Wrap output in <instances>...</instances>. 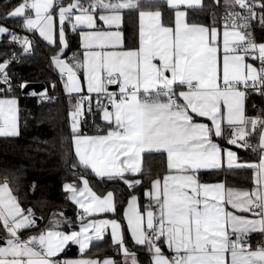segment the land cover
<instances>
[{
    "label": "snow or ice",
    "instance_id": "snow-or-ice-1",
    "mask_svg": "<svg viewBox=\"0 0 264 264\" xmlns=\"http://www.w3.org/2000/svg\"><path fill=\"white\" fill-rule=\"evenodd\" d=\"M0 21V137L20 135L18 99L8 93L29 81L11 66L34 52L38 33L70 98L79 173L63 185L76 220L53 212L44 226L5 177L0 264H141V252L148 264H264V107L252 102L248 114L250 98H264V36L255 34L264 32V0H5ZM29 94L52 99L47 88ZM88 118L94 135L83 131ZM146 154L161 157L163 174L142 166ZM245 170L251 187L231 186L229 174ZM93 180L130 191L118 200L115 187L100 192ZM106 238L120 259L88 255ZM73 245L80 255L69 258Z\"/></svg>",
    "mask_w": 264,
    "mask_h": 264
},
{
    "label": "trees",
    "instance_id": "trees-1",
    "mask_svg": "<svg viewBox=\"0 0 264 264\" xmlns=\"http://www.w3.org/2000/svg\"><path fill=\"white\" fill-rule=\"evenodd\" d=\"M14 2V0H13ZM5 0H0V12L4 9ZM5 23L0 21V24ZM15 22H9L12 27ZM126 43L131 46L134 34L137 31L135 16L126 17L125 24ZM15 31L20 35H29L20 27H15ZM34 35V34H33ZM33 35L31 37H33ZM264 36V32L257 30L258 40ZM71 42V51L79 47L78 36L69 32ZM11 50L21 53L19 45H12ZM6 51L4 44L0 43V59H3V53ZM51 48L39 36H34V52L28 56H22L19 64L13 63L12 70L23 79L29 82H44L48 91L52 94L61 93L62 81L57 69L49 63ZM71 51L69 53H71ZM55 82L56 88L53 90L51 84ZM19 81L14 79V85ZM8 95L19 97V130L18 137L4 138L0 137V183L7 177L13 188L14 193L19 195L20 200L25 207H33L37 217L43 216L44 219L39 223L44 226L53 212L59 213L65 210L72 212L71 216H65L75 221L77 208L70 200L63 189L66 182L77 179L79 175L71 168L73 163L71 153V117L69 115L71 105L69 97L59 96L52 100L38 101L37 98L24 96L22 89L15 87L14 91ZM252 102H255L257 108L264 107V98L252 96L248 101V114L255 115L256 111L252 108ZM97 124H101L97 120ZM85 133H95V125L91 118H88V124L83 128ZM241 158L255 159L257 155L239 151ZM143 167L150 169L155 177L158 173L163 174L164 165L161 157L145 155ZM223 173L218 176H205L208 182H215L223 178ZM146 179V178H145ZM229 184L235 187H251V172L239 171L229 174ZM94 190L102 192L104 189L115 187L118 200L127 196L130 191L123 183L115 185H99L93 180ZM137 189V192H140ZM123 194V195H122ZM143 199V198H142ZM126 206V200L124 202ZM120 216L123 213V207L119 209ZM119 218V217H117ZM106 238L105 242L94 243L91 246L89 256H112L116 259L120 257L116 254V249L110 247ZM131 247V245H130ZM99 249V251H97ZM132 251H139L131 248ZM68 254V252H67ZM141 264H148V257L142 252L139 254Z\"/></svg>",
    "mask_w": 264,
    "mask_h": 264
},
{
    "label": "crops",
    "instance_id": "crops-1",
    "mask_svg": "<svg viewBox=\"0 0 264 264\" xmlns=\"http://www.w3.org/2000/svg\"><path fill=\"white\" fill-rule=\"evenodd\" d=\"M31 34H33V33H31ZM35 35H37V36H39L38 35V33L37 34H35ZM42 39V38H41ZM43 40V39H42ZM71 53H69V55H70ZM62 92L61 93H59V94H63V96H67V97H69L68 95H67V93L65 92V90H64V88H63V83H62ZM2 96H4V95H0V97H2ZM10 96H15L17 99H18V108H19V97L18 96H16V95H10ZM101 122V121H100ZM18 123H19V113H18ZM102 123V122H101ZM86 134H89V135H94V134H96V132L95 133H86ZM233 150H236V148L235 147H233ZM238 155H239V151H238ZM240 156V155H239ZM243 160H251V161H258V159H259V157H258V155H257V157L255 158V159H247V158H242ZM143 166V165H142ZM70 182H72V181H70ZM66 183H68V182H66ZM233 187H235V186H233ZM241 188H244V187H241ZM250 188V187H249ZM75 205V204H74ZM76 206V205H75ZM76 208H77V206H76ZM66 216V215H65ZM108 218H117V217H112V216H109ZM38 223H40V222H38ZM65 230H67V229H65ZM77 247V249H76V251L74 252V253H69L68 252V250H67V252H68V257L69 258H75V257H78L79 255H80V253H79V250H78V246H76Z\"/></svg>",
    "mask_w": 264,
    "mask_h": 264
},
{
    "label": "water",
    "instance_id": "water-1",
    "mask_svg": "<svg viewBox=\"0 0 264 264\" xmlns=\"http://www.w3.org/2000/svg\"><path fill=\"white\" fill-rule=\"evenodd\" d=\"M43 88H46V84L44 82H29V86L27 89H23L24 93H27L29 90L34 89L36 91H41ZM64 215L71 216L72 212L70 210L63 211ZM38 218V222H41V220ZM77 247L76 245H73L69 248V253H74L76 251Z\"/></svg>",
    "mask_w": 264,
    "mask_h": 264
},
{
    "label": "built area",
    "instance_id": "built-area-1",
    "mask_svg": "<svg viewBox=\"0 0 264 264\" xmlns=\"http://www.w3.org/2000/svg\"><path fill=\"white\" fill-rule=\"evenodd\" d=\"M259 28H256L255 29V34H256V37H257V30H258ZM33 34H29L28 36H32ZM258 39V38H257ZM0 87H3V85H0ZM47 88V87H46ZM34 89H31V90H29L27 93H24L23 92V89H22V94L24 95V96H29V97H34V96H32V95H30L29 93H31L32 91H33ZM37 92H39V91H37ZM0 95H5V93H0ZM48 95L50 96V97H52V99H54V98H56V97H59V96H63V94H52V93H50L49 91H48ZM34 98H36V97H34ZM51 99V100H52ZM60 213V212H59ZM75 218H76V216H75Z\"/></svg>",
    "mask_w": 264,
    "mask_h": 264
}]
</instances>
